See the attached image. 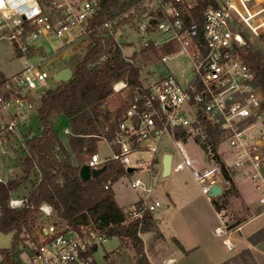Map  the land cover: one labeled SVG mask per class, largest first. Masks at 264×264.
<instances>
[{"label": "built area", "instance_id": "obj_1", "mask_svg": "<svg viewBox=\"0 0 264 264\" xmlns=\"http://www.w3.org/2000/svg\"><path fill=\"white\" fill-rule=\"evenodd\" d=\"M199 1L154 0L157 13L138 22L137 33L143 37L137 48L174 44L175 49L161 54L160 62L168 64L185 58L190 76L179 79L169 70L145 90L135 93L118 126L111 132L108 125L105 136H101L117 150L109 158L93 153L87 164L97 168L114 159L126 167L135 164L142 168L154 163L160 142L168 135L179 154L178 161L172 162L173 170L189 169L206 198L222 199L230 181L224 177L221 164L215 161L203 168L196 167V158L182 146L185 144L182 139L176 137V131L184 129L202 145L208 141L202 118L209 119L218 125L233 154L231 165L226 168L241 172L253 184L264 212V90L242 54L247 45L242 27L256 35L264 29V0H214L216 5L205 8L202 24L193 19V9ZM99 10L100 0H0V39L5 38L17 54L26 58L24 67L0 84V142L15 145L18 140L21 147L25 146L20 131L22 113L9 110L14 106L34 109L29 96L50 79L54 80L55 73L51 75L42 66L44 59L39 62L29 59L35 54L47 56L44 45H36L35 40L51 34L62 39L72 30L78 32L74 39L89 37L90 23ZM163 34L169 36L160 40ZM125 59L132 61L130 57ZM126 87V80L113 85L116 92ZM144 152L152 157H142ZM1 182L7 180L0 176ZM131 185L145 194L125 209L127 220H142L145 212L162 206L153 196L151 184L136 178ZM215 185L221 187L218 195L212 193ZM105 188H110V183ZM25 202L26 197L14 196L8 201L13 208ZM39 210L40 216L51 220L34 228L22 253L23 264H98L94 253L109 237L96 224L74 227L61 219H52L54 208L46 202ZM218 217L220 223L214 233L223 237L225 246L232 249L230 235L241 227L234 226L223 209L218 211ZM175 261L170 258L165 264Z\"/></svg>", "mask_w": 264, "mask_h": 264}, {"label": "trees", "instance_id": "obj_2", "mask_svg": "<svg viewBox=\"0 0 264 264\" xmlns=\"http://www.w3.org/2000/svg\"><path fill=\"white\" fill-rule=\"evenodd\" d=\"M153 1L100 0V10L89 27V47L76 64L72 78L40 93L41 104L34 115L38 125L21 131L25 142L22 146L25 152L22 156L24 174L7 183H0V231L13 232L12 247L0 249V257L5 264H23L21 254L33 235L40 217L39 207L44 202L53 206L62 221L74 227L94 223L109 238L117 237L123 242L130 240L141 255L139 264H150L139 233L154 230L153 213L145 212L142 220H127L126 211L117 203L113 189L105 188L107 182L113 183L129 174L127 167L118 160L108 159L103 164V173L97 177L82 180L79 172L86 162L84 155H92L96 149V140L100 135L98 125L108 122L112 132L121 122L134 94L145 90L139 77L140 68L125 59L117 32L153 15V8L149 7ZM208 5H216V2L200 0L193 9V19L199 24L203 22V12ZM247 45L242 54L264 90V50ZM172 49H175L174 44L142 48L141 52L148 60L151 54L158 57ZM5 78L0 71V84ZM121 80L127 81L128 100L123 102L118 113L112 114L107 100L114 93V83ZM62 117L68 120L71 128L67 145L57 128V121ZM202 122L208 132V141L201 146L214 161L221 164L224 177L232 184V176L217 151L222 133L218 125L209 119L202 118ZM108 137L111 138L112 134L109 133ZM176 137L186 139L184 129H178ZM25 182L31 185L25 204L11 207L8 201L12 191ZM225 198L226 194L221 200L213 201L217 210L226 207ZM263 239L264 228L249 238L252 244ZM246 252L252 255L249 248Z\"/></svg>", "mask_w": 264, "mask_h": 264}, {"label": "rangeland", "instance_id": "obj_3", "mask_svg": "<svg viewBox=\"0 0 264 264\" xmlns=\"http://www.w3.org/2000/svg\"><path fill=\"white\" fill-rule=\"evenodd\" d=\"M149 4V3H148ZM150 8H153L154 14H156V5L155 2L149 4ZM138 22H135L134 25L124 26L117 32V38H127L128 41L125 43L121 42L122 51L124 57H130L131 62L139 66V77L143 86H148L154 82V79L160 74H167L171 70L179 79H181L182 71H185L189 67L187 59L181 58L180 60L170 61L168 64H161L160 56L155 57L152 54L149 55V59L143 57L141 50L135 51L136 45L140 40H142V35L137 33ZM243 32L246 36V42H248L247 47L251 48H262L264 50V29L259 33V35L254 34L246 26L242 27ZM78 34L77 31H70L62 39L51 34L47 37H39L35 40L36 45H44L47 51V57L42 58L40 55L35 54L29 59L32 62H39L42 59L45 62L42 66L49 71L52 75L60 69L65 63L64 50H67V53L70 54L74 61L77 58H82L89 47L90 38L84 36L81 38L74 39ZM169 34H163L159 36L160 40H164L168 37ZM135 51V52H134ZM134 52V53H133ZM127 54V55H125ZM132 54V55H131ZM26 58L17 54L16 50L9 44L5 38L0 39V71L4 76H10L17 71L21 70L24 67ZM50 61V63H48ZM71 64L70 62L64 65L63 68L69 66L74 71L76 64ZM189 75V73H188ZM184 83V81L182 80ZM61 83V82H59ZM53 79H50L45 84L47 88H55L58 84ZM114 90V89H113ZM128 87L123 88L122 90L114 93L108 98L107 106L112 112V114L118 113L119 109L123 105V102L128 100ZM36 96L37 94L33 92ZM31 100V98H30ZM38 103L37 108L41 104V95L35 99ZM32 117V116H31ZM34 116L30 119L29 116L26 118V121L22 122L20 131L28 126L37 127V120L33 119ZM67 126V120L62 117L57 121V128L60 131V137L63 142H65L67 135L64 133V128ZM108 122L98 125V130L101 136H105L106 127ZM185 131V130H184ZM186 133V139H182L185 144L182 146L191 154L193 157H198L200 162L199 164H209L210 162H215L210 155L205 151L206 157L203 156L202 150L194 143L195 140L198 144L200 140L198 138H190ZM102 139V137H101ZM13 143V142H12ZM201 146V145H200ZM113 146L109 142L103 140L98 145V153L102 158L113 155ZM8 150L7 153L4 150ZM96 151V150H95ZM163 151H169L174 155V161H178L179 154L177 151V146L172 138L168 135L164 136L160 142L159 151L157 152L158 163L155 164H146L142 168H137L135 164L132 166L137 168L134 172L124 175L110 183L115 192V196L123 205L124 209L132 206L140 196H143L145 193L142 190H139L131 185V181L135 180L137 177L140 178L144 183L151 184L153 187V196L158 198L162 203L161 207H158L153 211V215L157 218H164L159 224V227L156 228V221L154 225V232H140L144 244V254L149 261L151 258L154 264H163L162 256L164 253H168L170 247L169 243L163 238L159 230L164 231L165 234H168V228L165 220L168 217V214L173 210V205L170 204L169 209H164L165 203H171L169 200V195L183 196V190L189 191L191 194L194 204H196L199 209L203 212L205 219L210 220V213L206 215V209L210 210V203L208 199L202 194L201 189L198 183L195 181L193 174L189 169H183L181 171L172 170L171 175L163 174V163L161 161V155ZM217 151L224 161V163L231 164L232 162V152L228 144L224 141L222 135L220 137V142L217 145ZM20 155V156H19ZM25 155L24 150L21 147V142L17 140V143L11 144L7 143L5 140L0 142V175L7 180H12L16 177H20L24 174L22 159ZM91 153L84 155V160L87 162L90 158ZM144 158H151L152 154L149 152H144L141 154ZM157 160V158H156ZM85 162V163H86ZM232 178L234 171H229ZM245 183V188H243V193L245 196H251L257 200L256 194L252 190V186L247 183L248 181H243ZM109 183V182H107ZM31 189L29 182H25L17 190L12 191L14 197H26ZM178 198V197H177ZM179 199V198H178ZM238 207H237V204ZM132 204V205H131ZM250 208V207H248ZM228 209L232 211L228 214V220L235 225L238 222H243L244 220L249 219L253 216V213H242L241 206L235 198L230 197L228 201ZM240 213V214H238ZM40 216V212H39ZM155 218V217H154ZM52 219L59 220L60 218L56 215L54 211V216ZM51 218L47 219L43 216H40L36 222L35 227L38 224L49 222ZM204 221V219H203ZM219 224V222L217 221ZM264 225V212H261L256 218L250 221L249 224L243 227L241 232H233L230 236L234 244L233 249H228L222 242V237H214L206 229L202 230L203 239L201 240V247L194 251L192 254L184 255L180 251H174L177 256L178 261L174 264H264V239L261 240L258 244H252L249 240V236L253 233V229ZM204 228V226H203ZM175 244V243H173ZM13 245V232H3L0 231V249H7ZM245 248L251 250V254L246 252ZM24 254H21L23 257ZM139 255L136 252L135 248L131 245L130 240L123 242L117 237H110L102 245H100L94 253V258L98 264H139ZM226 261V262H225ZM224 262V263H223ZM0 264H5L0 257ZM151 264V263H150Z\"/></svg>", "mask_w": 264, "mask_h": 264}, {"label": "crops", "instance_id": "obj_4", "mask_svg": "<svg viewBox=\"0 0 264 264\" xmlns=\"http://www.w3.org/2000/svg\"><path fill=\"white\" fill-rule=\"evenodd\" d=\"M121 41L126 44L128 39L127 38H122ZM134 47H136L135 51H139V49L137 48L136 45H134ZM64 52H65V54H64V57H65L64 65L66 63L68 64L69 62L72 64L73 61H74L73 57L70 54L67 53V50H64ZM79 60H80V58H77V60L74 61V64H77ZM178 62H180V61H178ZM48 63H50V61H48ZM64 65H62L59 70H61L64 67ZM19 71H17V72H19ZM16 73H14V74H16ZM188 73H189L188 69H186L185 71H182V74H181L180 78L183 79L182 77L184 75H185V78H188L190 76V75H188ZM14 74H12V75H14ZM12 75H10V76H12ZM163 75L164 74H160L158 77H156L154 79V81H156L160 76H163ZM148 85H150V84H148ZM45 87L47 88V86H45ZM144 87H146V86H144ZM36 94H37V96L34 93H32L29 96L31 98V102H33V104L35 106L34 109L28 110V109H24V108H19L18 106H14V107H12L9 110L10 113L11 112L22 113V118H21L22 122L26 121V118L28 116L31 119L36 114L38 103H36L35 99L40 95V93L37 91ZM33 119L36 120V117H34ZM65 120H67V119H65ZM64 133L67 135L66 140L64 142L65 145H67L69 135L71 134V128H70L68 120H67V126L64 128ZM97 138L98 139L96 140V149H95L96 151H94V153H98V151H97L98 150V145L101 143V141L105 140V141L109 142L108 140H106L104 138L101 139V135H98ZM193 141L202 150L203 156L206 157L205 151L202 148V146H200L195 140H193ZM7 143H9V142H7ZM112 148H113V153H114V151H116L117 148L116 147H112ZM166 153L172 154L169 151H163L162 155H161L162 163H163V158H164ZM109 157H111V156H107L105 158H109ZM156 158H157V160H156ZM147 159H149V158H147ZM173 160H174V155L172 154V162H173ZM196 160H197L196 167H199V168H203V167L209 166V165H211V163H213V162H210L209 159H208L209 164H199L200 160H199L198 157L196 158ZM155 163H158V156L157 155H155V159H154V163L153 164H155ZM227 165L229 166L231 164H227ZM131 167H133V166H131ZM162 169H163V167H162ZM135 170H136V168H135ZM172 170H173V168L171 167V171L167 175H171L172 174ZM134 171H132V172H134ZM132 172H129V174L132 173ZM233 173H234V175H233V178H232V180H233L232 184L229 185L228 189L224 193V195L226 194V198L225 199L227 200L226 207L223 208V211H224V214H225L226 218L228 219V217H229L228 214L232 211L231 209H228V201H229L230 197L235 198V200H237L239 202V204L241 206L242 213H246V212L247 213H249V212L253 213L254 212L253 216H251L249 219L244 220L243 222H238V223H236L234 225V226H240L241 230L238 231V232H241L245 225L249 224L250 221H252L254 218H256L258 215L261 214L262 210H261V208H260V206L258 204V200H255L251 196H247L246 197L245 194L243 193V188H245V183L243 181H248L247 183H249L252 186V190L257 196V193L255 192V190L253 188V184L249 180H247L243 176V174L241 172L234 171ZM109 183H111V182H109ZM199 187H200V185H199ZM111 188L113 189L112 184H111ZM182 190H183V196H181V199H180L179 196L169 195V200H170L171 203H165L164 206H163L164 209H169L170 208V204L173 205V210L168 214V217L165 220V222L167 224V228H168V234L166 235L164 231L159 230V232L161 233L163 238H165V240L169 243L168 248L170 247L168 253L167 254L164 253L163 256H162L163 264H165V261L170 259V258H175L176 261H178L177 256L174 253V251H176V250L180 251L184 255L192 254L194 251L198 250L201 247V244H202L201 243V240L203 239L202 230H204V229H206L207 232L209 231L210 234L213 235L214 237H219V236H216L215 233H214L215 227L217 225H219L217 223V221L220 223L219 217H218V211L219 210H217V208L215 207L213 201H211V200H209L207 198L208 201L212 202V204L210 203V210L206 209V215H208L207 213L209 212L210 213L209 214L210 217L211 216L214 217V218L211 217L210 220H207V219H205V217L203 215V212L199 209V207L196 204H194L195 202H194L191 194L189 193V191H186L185 189H182ZM113 191H114V189H113ZM114 195H115V192H114ZM141 197L142 196H140L139 199L136 202H138ZM115 199H116L117 203L121 207H123L122 203L120 201H118L116 196H115ZM218 200H221V199H218ZM136 202H134L132 204H135ZM236 204H237V202H236ZM237 207H238V204H237ZM248 207H250V208H248ZM238 214H240V213H238ZM154 217H155L156 228H157V227H159V224L162 222V220H164V218H157L155 216V214H154ZM203 219H204V221H203ZM203 226H204V228H203ZM263 228H264V225L260 226V227H257L256 229H253V233H251L250 236L255 234L256 232H258L259 230H261ZM149 232L152 233L154 231H149ZM233 232H235V231H233ZM250 236H249V238H250ZM222 242H223V239H222ZM231 242H232V240H231ZM173 243H175V244H173ZM232 245H233V248H234L233 242H232ZM149 261H150L149 263L154 264L152 262L151 258H149ZM176 261L174 263H176Z\"/></svg>", "mask_w": 264, "mask_h": 264}, {"label": "water", "instance_id": "obj_5", "mask_svg": "<svg viewBox=\"0 0 264 264\" xmlns=\"http://www.w3.org/2000/svg\"><path fill=\"white\" fill-rule=\"evenodd\" d=\"M73 76V70L71 67L67 66L65 68H62L58 72L54 74V80L56 82H67L69 81ZM46 90L45 86H42L38 89V92L41 93ZM172 167V154L166 153L163 158V174L167 175L171 171ZM135 170V167H128L127 171L132 172ZM104 171V166H100L97 168H91L87 163L83 164L80 168V177L82 180H89L93 177H97ZM221 192V187L219 185H215L212 187V193L214 195H218Z\"/></svg>", "mask_w": 264, "mask_h": 264}]
</instances>
